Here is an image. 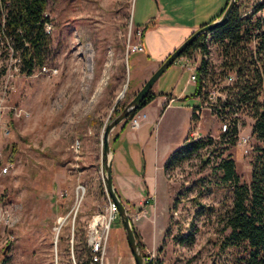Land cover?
<instances>
[{"label":"rangeland","instance_id":"1","mask_svg":"<svg viewBox=\"0 0 264 264\" xmlns=\"http://www.w3.org/2000/svg\"><path fill=\"white\" fill-rule=\"evenodd\" d=\"M136 1L48 0L45 13L53 30L45 65L57 70L51 76L40 68L30 75L21 73L15 53L1 50L0 92H5L6 100L0 107V165L12 167L7 174H0V264H73L72 250L77 263L82 264L78 255L88 222L108 205L102 143L105 125L151 75L145 69V53L132 55L130 62L131 54H127L128 43L140 40L130 16L133 19ZM159 4L146 0L147 11L157 12ZM236 6L242 17L264 21V0H238ZM184 9V5L177 7V11ZM208 51L211 72L207 91L219 89L226 94L218 102L225 104L230 84L224 81L220 48L209 40ZM180 65L177 59L153 90L164 94L181 90L187 73ZM200 102L194 88L188 86L185 98L174 106L186 112ZM204 107L203 133L218 141L221 121L208 102ZM20 110L30 114L20 115ZM238 116L242 131L249 133L252 117L242 111ZM121 125L123 122L111 132L110 144ZM76 141L81 143L78 152L72 148ZM249 145L246 152L237 144H217L163 169L159 191L165 218L161 209L158 219L160 228L165 222V231L159 245L145 254L153 264H245L244 248L224 244L232 192L213 173L222 157L231 156L241 179L249 182L253 148L264 142L252 136ZM82 156H91V161L83 162ZM140 156L143 170L144 158ZM204 156H210L211 162L204 163ZM82 174L86 176L80 178ZM80 184L85 192L76 197L74 191ZM63 193L68 195L61 196ZM129 214L134 225L136 215ZM59 216L68 218L56 230ZM104 264H135L119 216L111 224Z\"/></svg>","mask_w":264,"mask_h":264},{"label":"trees","instance_id":"2","mask_svg":"<svg viewBox=\"0 0 264 264\" xmlns=\"http://www.w3.org/2000/svg\"><path fill=\"white\" fill-rule=\"evenodd\" d=\"M47 5L48 0H0V52L2 49L13 51L14 56L18 58L21 73L32 74L36 68L45 65L48 59L51 37L45 31V22L49 21L48 16H45ZM260 7H257L256 11ZM223 10L212 21L218 18ZM263 22L260 18L242 17L235 4L223 23L202 35L183 53L182 56L191 55L196 49H200L202 59L197 70V85L194 87V96H199L204 81L210 78V62L204 57L209 52L208 42L210 40L219 46L220 65L225 76L235 75L234 82L227 87L228 101L222 105L221 109L231 118V125L226 132L220 133L218 141L211 136L199 139H191L188 136L183 144L167 158L164 164L165 171L169 167L181 164L194 154L212 149L217 144H237V122L240 118L236 117L235 113L239 111L250 114L253 119L252 136L264 142ZM149 26L150 24L144 26L142 37ZM134 54L130 55L129 62ZM131 83L132 79L129 86ZM158 95L162 93H157L152 88L138 110L123 122V127ZM253 150L249 182L241 179L236 170V162L231 156L221 158L213 175L219 178L222 186L228 187L232 192V204L225 219L229 233L226 235L224 244L244 248L247 251L245 264H264V145H257ZM223 151L222 149L221 156ZM203 162H211L210 156H204ZM117 193L130 211L132 206L130 202L124 200L118 190ZM133 229L144 257L145 244L134 225ZM188 238L191 240L192 235L190 234ZM82 246V253L78 255V260L83 259L82 263H84L89 256V249L86 242ZM148 264L153 262L150 261Z\"/></svg>","mask_w":264,"mask_h":264},{"label":"crops","instance_id":"3","mask_svg":"<svg viewBox=\"0 0 264 264\" xmlns=\"http://www.w3.org/2000/svg\"><path fill=\"white\" fill-rule=\"evenodd\" d=\"M137 1L133 19L132 15L130 16L137 30L150 24L141 41L145 46L143 53L147 57L145 69L152 74L194 31L217 17L229 0H156L160 4L157 12L153 13L147 11L146 0L140 1L139 6ZM181 5L185 6L184 11H177V7ZM186 73L188 79V72ZM188 86L194 88L193 85L187 84L186 80L181 90L173 89L172 93L158 95L139 110L145 117L137 129H133L129 121L124 127L121 125L118 128L111 141L114 152L113 182L121 197L132 205L130 211L134 212L137 218L134 226L139 231L147 251L159 245L165 231V222L160 228L158 219L161 209L165 218L164 208L160 209L162 202L159 191L164 164L167 158L183 144L191 128L192 108L185 112L182 107L174 106L185 98ZM170 97L175 100L170 106H166ZM195 97L199 99V96ZM198 105L200 103L196 106ZM170 126L171 132L168 129ZM150 129L152 133L149 134ZM174 136L176 138L173 140ZM140 153L145 163L143 170ZM82 159L83 162L88 163L91 161V156H82ZM85 176L82 174L80 178ZM151 196L154 199L145 204V199ZM126 207L128 208L127 205Z\"/></svg>","mask_w":264,"mask_h":264},{"label":"built area","instance_id":"4","mask_svg":"<svg viewBox=\"0 0 264 264\" xmlns=\"http://www.w3.org/2000/svg\"><path fill=\"white\" fill-rule=\"evenodd\" d=\"M45 16L47 14L45 13ZM53 30V25L50 21L45 22V31L47 34H50ZM142 31L143 29L138 30V34L140 37V40L136 43H128L127 45V54H134V53H143L145 52V46L143 45L141 41L142 37ZM201 55L200 49H196L191 55L182 56L178 59V63H180L181 67L188 72V79L187 84H191L194 87L197 85L198 75L197 70L200 67L201 59L198 58V56ZM205 58L206 55H204ZM57 70H48L46 65H43L40 68V72H48L49 75H53L56 73ZM235 75L230 74L225 76V82L229 83L230 85L234 82ZM208 81H204V86L201 89V94L199 95L200 99V105L192 107L193 112V118L191 123V128L189 132V138L191 139H199L204 137L203 128L201 126V118H202V110L205 108L204 106L207 104V102L210 104L209 109L214 113V115L221 121L220 131L226 132L228 128L231 125V118L227 115V112L223 113L221 111L222 105L219 104V100L221 98H224L226 94H222L219 89H211L207 91ZM8 83V80L6 81V84ZM5 92H0V107H2L3 103L5 102ZM174 98L170 97L167 101L166 106H170L174 102ZM18 112V111H17ZM20 115L28 116L30 113L20 110L18 112ZM236 117L238 116V113H235ZM145 115L141 114L140 111H138L130 120L131 127L133 129H137L143 120ZM4 128V127H3ZM237 128H238V136H237V145L241 148H244L246 152H249V144L250 139L252 137V132L245 133L242 131V123L241 120H238L237 122ZM5 129V134H9L10 130L8 128ZM81 147L80 141H76L72 148L78 152ZM11 165H0V174H7L10 171ZM85 192V186L83 184L77 185L74 191V194L76 197H80L81 194ZM68 194L63 193L61 196H67ZM154 197H147L145 199V204H148L150 200H153ZM74 210V208L72 209ZM72 210L70 214L72 213ZM119 216V211L117 205L112 201V199L108 196V205L106 207V210L104 212H99L94 214L91 219L88 222L87 225V232H86V246L89 249V256L86 258L85 262L82 264H104L107 252H108V246H109V234L111 229L112 221L115 220ZM68 216H59L57 219L58 226L56 230H60L64 223L66 222ZM11 221L10 215H7V221ZM153 255H151L152 258ZM72 260L73 264H78L75 255L72 250ZM144 261L146 263L152 261L149 259V256L144 257Z\"/></svg>","mask_w":264,"mask_h":264},{"label":"water","instance_id":"5","mask_svg":"<svg viewBox=\"0 0 264 264\" xmlns=\"http://www.w3.org/2000/svg\"><path fill=\"white\" fill-rule=\"evenodd\" d=\"M236 2L237 0H229L227 6L218 18L199 27L181 45H179L172 53H170L157 67V69L150 75V77L145 81V83L135 94V96L124 106V108L115 117L111 118L105 125L102 135L105 189L108 196L118 207L119 217L123 224L127 241L130 247V251L133 255L135 264L147 263L144 261V257L138 245L128 208L120 199L113 182L112 160L114 152L110 144L111 132L120 123L124 122L132 113L138 110V108L141 106V103L146 98L147 94L152 90L158 79L176 62L177 59L182 57L183 53L188 47H190L202 35L210 32L212 29L223 23L228 18ZM127 86L128 83L125 85L124 90L118 97L117 102L120 100L121 97H123Z\"/></svg>","mask_w":264,"mask_h":264}]
</instances>
